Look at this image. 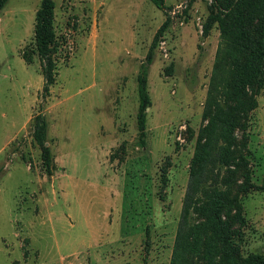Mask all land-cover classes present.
<instances>
[{"label":"rangeland","instance_id":"obj_1","mask_svg":"<svg viewBox=\"0 0 264 264\" xmlns=\"http://www.w3.org/2000/svg\"><path fill=\"white\" fill-rule=\"evenodd\" d=\"M54 1L47 96L38 55L22 56L41 0H9L0 12V264H171L205 105L231 79L216 0H166L167 13L150 0ZM151 49L143 146L137 76ZM257 99L236 128L237 164L220 167L221 188L242 206V256H264V190L244 187L247 170L253 183L264 179V88ZM39 113L52 176L32 133Z\"/></svg>","mask_w":264,"mask_h":264},{"label":"trees","instance_id":"obj_2","mask_svg":"<svg viewBox=\"0 0 264 264\" xmlns=\"http://www.w3.org/2000/svg\"><path fill=\"white\" fill-rule=\"evenodd\" d=\"M8 1L0 0V12ZM150 1L165 13L171 10L166 0ZM215 5L217 12L211 17L219 23L224 44V52L219 51V61L229 62L231 79L223 88L225 94L223 89L221 91L223 99L212 87L205 105L203 116L208 122L200 130L192 158L171 264H264L263 255L242 256L234 243L235 222L244 223L245 219L240 202L232 198L228 189L221 188L220 171L222 165L237 164V149H234L235 145L238 146L236 128L246 112L257 108V95L264 88V0H216ZM54 21L55 1L41 0L35 15L34 47L22 55L28 64H32L38 55L46 96L56 81ZM168 23L169 19L162 24L158 34L167 28ZM208 30L207 26L205 31ZM153 61L151 49L137 76V127L143 146H147V117L152 105L148 84ZM32 133L41 149L44 171L52 176L58 167L48 144V120L44 114L34 117ZM241 162L246 164L247 159L242 157L239 165ZM244 187L246 190H264V179L261 184L253 183L247 170ZM232 209L236 214H231Z\"/></svg>","mask_w":264,"mask_h":264}]
</instances>
